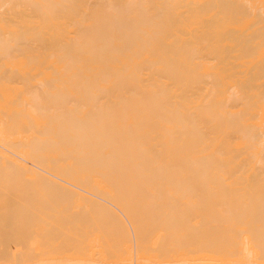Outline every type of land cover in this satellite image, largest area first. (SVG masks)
<instances>
[{
    "label": "bare ground",
    "instance_id": "6f19581e",
    "mask_svg": "<svg viewBox=\"0 0 264 264\" xmlns=\"http://www.w3.org/2000/svg\"><path fill=\"white\" fill-rule=\"evenodd\" d=\"M139 177H259L235 183L264 186V0H0V264H264V253L256 256L248 244L237 260L226 262L227 253L224 260L218 256L219 263L211 255L161 262L164 253L157 246L159 262L146 244L139 251L118 242L116 213L64 216L60 202L54 207L55 202L46 203L52 195L43 196L52 187L70 194L76 190L89 194L92 205L102 201L117 209L82 183L106 191L110 184L122 189L228 184L227 179H133ZM10 186L25 189H6ZM29 186L32 191L41 187L39 200L32 201ZM28 192L32 202L22 196ZM260 214L264 220V211ZM259 229L255 240L264 238ZM110 234L118 243L97 244Z\"/></svg>",
    "mask_w": 264,
    "mask_h": 264
},
{
    "label": "rangeland",
    "instance_id": "374dc122",
    "mask_svg": "<svg viewBox=\"0 0 264 264\" xmlns=\"http://www.w3.org/2000/svg\"><path fill=\"white\" fill-rule=\"evenodd\" d=\"M90 178V177H89ZM88 177L86 178H84V177H82V178H80V180L82 181V179H83V181L84 180H87V181H90L92 178H90L89 179ZM177 178V177H176ZM190 178V179H189ZM212 178V179H211ZM221 178H224V179H221ZM230 178V179H229ZM247 178V179H246ZM257 178V179H256ZM258 178L259 177H194V178H192V177H187V178H185V177H179V178H177V179H175V178H173V177H169V178H167L166 177V179L165 178H144V177H139V178H133L134 180H146V179H148V180H154V181H157V182H168L169 181V179H170V181H172V180H189V181H200V180H208V181H220V180H225V179H227V183L228 184H223V186H220V184H214V185H212L213 187H205V186H203V187H201V185H199V184H197V183H192L191 184V187H186V188H183L182 186H170V185H168V186H164V188H163V185H165V184H163V183H160V184H158V185H156V184H154V186H152V188L150 187L149 189H148V187L147 188H143V184H141L140 186H136L135 187V189H133L134 187H133V185H131V187L130 186H128V188H124V186H123V189H122V186L121 185H119V184H108L109 186H107L106 185V189H107V191L105 190V186H104V188H103V186H101V187H99V190H100V192H99V190H97L98 188L96 187V186H93L94 188H95V190H93L94 188L92 187V183H91V186H90V184H89V182H88V184H87V186H86V184L85 183H82V185L83 186H81V187H84V188H86V191L88 190V192H93V194H94V192L96 193V194H94V195H97V194H99V193H101L100 195H99V197H101V199H104V200H106V202H109V203H111V204H113L115 207H118L117 209L116 208H114L113 209V207H110V205H106V203H103L102 201H98L97 203H98V206H97V203L95 204L97 207H99L98 209H96V206L93 204H90L91 202H92V197L88 194L87 195V193H83V192H81V191H79V192H76V190H75V193H72L71 192V194L69 193V192H67V191H65V190H59V188H58V190H57V188H56V190H55V188L54 187H52V190L51 191H48L49 189L47 188L46 190H47V192L46 193H48V194H44L43 193V196L45 197V199H48V197H50V196H48L49 194L50 195H52L51 197H50V200H47V202L46 203H48L49 201L54 205V202H55V205H54V207L55 206H57L56 205V203H58L59 204V202H60V204L58 205V206H60V207H63V208H61L60 209V207L58 208V210L60 209V210H62L61 212L62 213H64L65 215L64 216H66L67 214H69L70 212H73V213H70V214H72V215H78V216H83L84 214H87V216H89V215H94V214H97L98 213V215L97 216H101V215H103V216H105V215H109V213H108V211L110 212H112V214L111 215H113V214H115L116 213V215H114V216H116L117 217V222H115V220H114V222L116 223V224H120V225H118V228L119 229H121V231H120V235L118 236L119 237V241H118V238H117V236L116 235H114V234H112V236H111V234H110V237H109V235H108V237H105L104 236V239H106L105 241H103L104 239L102 238L101 240H99V241H97V244L99 243V245H101V243H102V245H104V247H108L109 245L110 246H112V245H114V244H116V242L118 241V242H120L121 244H123L124 243V245L126 246V247H132L131 249H134V248H138V246L140 247L139 248V251L141 250V249H144L143 247L145 246V244H146V248H145V250H146V252H148V251H150V250H152V252L150 251V252H148V254L149 253H151L150 255H152L153 253H155L156 254V252H158L159 250V253H160V255H162L163 253V257H161L160 258V255H158L157 256V254L155 255V254H153V257H157V261H159V258H160V261L161 262H165V261H167L168 259H170V261H168V262H173L174 261V259H175V261L177 262L178 260H179V258H180V260H179V262H183L182 260H189L190 258V260H192L193 261V259L195 258L196 260H194V261H198V260H202V259H204V258H207V255H211V257H210V259H212V261L213 262H215V263H219V261L218 260H220L219 259V257H221V260L223 259V256H224V258L225 257H227V253H229V255H228V257H227V260H225L226 262H233V260H237L238 258H239V256H240V254H239V250H241L242 248H243V246H244V244H248L251 248H252V250H253V252L254 253H256L257 255L256 256H258V257H261V255H262V253H264V251L262 250L261 251V249L263 248V247H261V246H264L263 245V243H264V238H263V236H264V234H262V236L260 237V235H258L260 238H263V239H259L258 237V240H257V238H256V240H255V237L257 236L255 233H257L256 231H258L257 229H259L258 227H260V229L263 227V226H261L262 225V223L264 222V220H262V219H260V218H258V215H259V217H260V211H261V213L264 211V208H262V206H263V203H264V186H258L256 183H254V184H245L244 186H243V183L242 184H239V183H235V181H237V182H239V181H242V180H250V181H254V180H258ZM262 177H260V179H261ZM8 180H17V179H20V178H7ZM22 179H26V178H22ZM27 179H32V178H27ZM33 179H35V178H33ZM32 179V180H33ZM73 179H76V178H73ZM89 179V180H88ZM102 180V179H104V180H107V178H93L92 180ZM110 179H117V178H110ZM118 179H120V178H118ZM117 179V180H118ZM121 179H125V178H121ZM163 179H165V181L163 180ZM196 179V180H195ZM77 180H79V178H77ZM109 180V179H108ZM167 180V181H166ZM230 180V181H229ZM232 181H234V182H232ZM230 183V184H229ZM162 184V185H161ZM234 184V185H233ZM255 184H256V186H255ZM95 185V184H94ZM159 185H161V186H159ZM194 185V186H193ZM199 185V186H198ZM254 185V186H253ZM117 187L118 189H116L115 187ZM127 186V185H126ZM142 186V187H141ZM15 186H10V188L8 187V188H6V189H15V190H20V188H21V190H24L25 189V187H24V189H22L23 187H21L20 186V188H18V187H15ZM107 187H110V189L109 188H107ZM114 187V188H113ZM133 187V188H132ZM140 188V191H139V188ZM182 188V190H181V188ZM200 187V188H199ZM215 187H216V189H215ZM230 187V188H229ZM239 187V188H238ZM29 188H30V186H29ZM32 188V187H31ZM30 188V189H31ZM39 188V187H38ZM41 188V187H40ZM39 188V189H40ZM43 188V187H42ZM90 188L93 190H90ZM101 188V189H100ZM102 188L104 189L103 190V192H102ZM132 188V190H130ZM138 188V189H137ZM193 188V189H192ZM249 188V189H248ZM251 188H252V190H251ZM0 189H3V188H0ZM11 189V190H12ZM34 186H33V191H32V189H31V191H32V194H31V197L33 198L34 196H33V194L35 195V197L33 198V202L35 201V199L37 200L38 199V195H41L42 193L40 192V190L38 189H36L35 191H34ZM54 189V190H53ZM112 189V190H111ZM121 189H122V191H121ZM127 189H129V190H127ZM219 189H221V190H219ZM223 189V190H222ZM254 189V190H253ZM263 189V190H262ZM41 190H43V189H41ZM44 190H45V188H44ZM45 190V191H46ZM73 190V189H72ZM119 190V191H118ZM135 190V191H134ZM144 190V191H143ZM180 190V191H179ZM250 190V191H249ZM256 190V191H255ZM30 191V192H31ZM57 191V192H56ZM106 191V194L104 193ZM109 191H111L110 192V194H109ZM126 191L128 192V193H126ZM133 191V192H132ZM52 192V193H51ZM54 192H55V194H54ZM67 192V193H66ZM114 192V193H113ZM129 192H131V194H129ZM151 192H153V193H151ZM158 192V193H157ZM232 192H234V193H232ZM258 192V193H257ZM263 192V194H261ZM79 193V195H82L83 194V196H85V197H87V198H89V199H87V198H80V196L79 195H77ZM82 193V194H81ZM119 193V194H118ZM123 193H126V194H124V196H123ZM176 193V194H175ZM231 193V194H230ZM260 193V194H259ZM29 194V192H28V194H26V195H22V196H27V198H28V196L30 195ZM70 194V195H69ZM85 194V195H84ZM104 194V195H103ZM116 194H117V196H116ZM130 196H129V195ZM145 194V195H144ZM148 194V195H147ZM227 194V195H226ZM232 194H233V197H232ZM6 195V194H5ZM37 195V196H36ZM59 195H61V197L62 198H60V196ZM65 195H67V196H64ZM69 195V196H68ZM74 195H77V196H74ZM87 195V196H86ZM106 195H108V196H106ZM119 195V196H118ZM133 195H136V196H133ZM139 195H140V197H139ZM142 195V196H141ZM229 195V196H228ZM260 195V196H259ZM79 196V197H78ZM82 196V197H83ZM88 196H90V197H88ZM98 196V195H97ZM104 196V197H103ZM109 196H110V198H111V201H110V198H109ZM123 197V199H122V197ZM127 196V197H126ZM128 196H129V198H128ZM146 197L145 198V200H144V197ZM248 196V197H247ZM23 197V199L24 200H26L25 198ZM30 196H29V199H30V201H31V198ZM64 197V198H63ZM71 197V198H70ZM74 197H75V199H74ZM117 197V198H116ZM119 197H120V199H119ZM261 197V198H260ZM67 198V199H66ZM78 198V199H77ZM133 200L134 198V202L135 203H133V201H131L130 202V204L131 203H133V205L131 204V206L129 207V201L131 200V199ZM138 199V201H137V199ZM174 198V199H173ZM252 198V199H251ZM22 199V198H21ZM44 199V200H45ZM61 199V200H60ZM69 199V200H68ZM91 199V200H90ZM115 201H114V200ZM117 199H119V200H117ZM125 199V200H124ZM129 199V200H128ZM28 200V199H27ZM39 200V199H38ZM64 200V201H63ZM71 200H73V201H71ZM82 200V201H81ZM87 203V205H86V203H84V201ZM88 200H90V202L88 201ZM241 200V201H240ZM247 200H248V202H247ZM249 200H250V202H249ZM29 201V200H28ZM31 201V202H32ZM46 201V200H45ZM44 201V202H45ZM61 201H63V202H61ZM77 201V202H76ZM93 201H95L96 202V199L95 198H93ZM126 201H128L127 203H126ZM137 201V202H136ZM159 201V202H158ZM161 201V202H160ZM168 201V202H167ZM263 201V202H262ZM30 202V203H31ZM50 202L48 203V204H50ZM76 202V203H75ZM82 202H83V205H81L82 204ZM125 202V203H124ZM214 202V203H213ZM244 202V203H243ZM67 203V204H66ZM79 203V204H78ZM100 203V204H99ZM102 203H103V205H102ZM121 203V204H120ZM123 203H124V206H123ZM168 203V204H167ZM256 203V204H255ZM42 204H43V202H42ZM52 204L51 205H49L50 207L52 206ZM89 204V205H88ZM135 204V205H134ZM139 204H141V205H139ZM144 204V205H143ZM161 204H162V206H161ZM188 204V205H187ZM238 204V205H237ZM245 204V205H244ZM248 204V205H247ZM45 206H46V204H44ZM64 205H66V206H64ZM101 207H100V206ZM121 205V206H120ZM136 205H137V207H136ZM138 205H139V208H138ZM149 205H151V206H149ZM155 205V207H153ZM157 205H158V207H157ZM165 205V206H164ZM187 205V206H186ZM191 205V206H190ZM252 205V206H251ZM254 205V206H253ZM260 205V206H259ZM57 206V207H58ZM77 208H76V207ZM95 206V207H94ZM144 206H146L147 208H145L144 209ZM171 206H172V209L174 208V210L172 211V209H171ZM178 206V207H177ZM248 206V207H247ZM256 206H257V208H256ZM71 207V208H70ZM79 207H81L82 209H83V211H81L82 209H80ZM128 207V208H127ZM135 209H134V208ZM152 207L153 208H155V209H152ZM213 207V208H212ZM244 208V209H242V208ZM251 207H252V209L254 210H252L251 209ZM261 208V209H263V211L261 210V209H259V208ZM264 207V206H263ZM85 208V209H84ZM88 208V209H87ZM91 208H93V209H91ZM108 208V209H107ZM111 208V209H110ZM123 208V209H122ZM125 208V209H124ZM156 208H158V210H156ZM162 209V210H160V209ZM167 208V209H166ZM205 208V209H204ZM207 208V209H206ZM227 208V209H226ZM65 209V210H64ZM78 211H77V210ZM96 209V210H95ZM107 210V211H105V210ZM110 209V210H109ZM116 209V210H115ZM122 209V210H121ZM130 209H131V212H130ZM132 209H133V211L134 212H132ZM143 211H142V210ZM147 209V210H146ZM231 209V210H230ZM241 209H242V211H241ZM57 210V208H56V211L58 212V213H61L60 212V210L58 211ZM72 210V211H71ZM93 210V211H92ZM104 210V211H103ZM115 210V211H114ZM120 210V211H119ZM128 210H129V212H128ZM137 210L139 211L138 213H137ZM151 210H153V211H151ZM159 211V212H156V211ZM164 210V211H163ZM186 210V211H185ZM203 210V211H202ZM208 210V211H207ZM245 210L247 211V212H245ZM258 210V211H257ZM260 210V211H259ZM55 211V210H54ZM84 211L86 212V213H84ZM88 211V212H87ZM90 211V212H89ZM97 211V212H96ZM120 212V213H118V212ZM122 211V212H121ZM145 211H147L148 213H146L145 214ZM151 211V212H150ZM169 211V212H168ZM170 211L172 212V213H174V214H172V213H170ZM230 211V212H229ZM250 211V212H249ZM53 212V211H52ZM52 212H50V213H52ZM78 212H83V214L82 213H78ZM93 212V213H92ZM94 212H96V213H94ZM99 212H102L103 214H100ZM104 212H106V213H104ZM110 212V213H111ZM114 212V213H113ZM127 212V213H126ZM140 212H142L140 215H142L143 216V218H144V220H143V218H141L142 216H139L138 217V215H139V213ZM153 212L155 213V214H153ZM163 212V213H162ZM177 212H180V213H182V212H184V213H182V214H180V213H177ZM228 212H229V216L227 217V215H228ZM234 212H237V213H234ZM239 212H241L240 214H239ZM249 212V213H248ZM253 212H256V214L255 213H253ZM259 212V213H258ZM56 212H54V214H55ZM62 213H61V215H62ZM131 213V214H130ZM134 213V214H133ZM149 213L152 215H150L149 216ZM158 213V214H157ZM161 213V214H160ZM168 213H169V215H168ZM177 213V214H176ZM231 213V214H230ZM246 213L247 214H249V215H246ZM250 213H253V214H250ZM100 214V215H99ZM123 214H124V216H123ZM126 214V215H125ZM128 214V215H127ZM136 214H137V216H136ZM143 214H145V215H143ZM156 214H157V218H159L161 221L162 220H164V221H157L156 219ZM161 216H160V215ZM163 214H164V216H163ZM208 214V215H207ZM236 215V217L237 216H240L239 217V219H238V217H237V221H234L235 220V215ZM243 214H245L246 216H244ZM72 215H68V216H72ZM111 215H109V216H111ZM118 215H119V217H118ZM154 215V216H153ZM168 215V216H167ZM172 215H173V218H172ZM177 215V216H176ZM181 215H183V216H181ZM186 215V216H185ZM224 215V216H223ZM243 215V216H242ZM250 215H252V216H250ZM63 216V215H62ZM108 216V217H109ZM129 216H130V219H129ZM144 216H146V217H144ZM149 216V217H148ZM159 216V217H158ZM175 216V217H174ZM226 216V217H225ZM230 216L232 217H234V220H233V218H232V220L234 221H232L231 220V222L229 221L231 218H230ZM249 216V217H248ZM264 216V214H262V216H261V218ZM108 217H106L107 219H111L110 217L108 218ZM135 217V218H134ZM151 217V221L150 220H148L147 221V219H149ZM178 217H180V218H178ZM184 217V218H183ZM219 217H220V219H219ZM243 219H242V218ZM244 217H245V220H246V217H248V219H250L251 217V221H248V220H244ZM256 217V218H255ZM113 218L114 217H112V223H113ZM120 218H121V220H120ZM135 219L134 221L132 220V219ZM138 218V219H137ZM153 218V219H152ZM169 218V219H168ZM171 218L172 219H174V220H172L171 221ZM183 218V219H182ZM229 218V220H227ZM65 219V218H64ZM63 219V221H66V220H64ZM85 219V218H84ZM103 219V220H102ZM141 219V220H140ZM167 219V220H166ZM175 219L177 220V221H175ZM226 219V220H225ZM240 219H241V221H240ZM256 219V220H255ZM261 221H260V220ZM263 219H264V217H263ZM86 221H88V219H85ZM101 222H107L106 221V219L104 220V218H102L101 217ZM127 220H128V222H127ZM136 220H137V222H136ZM143 220V221H142ZM153 220L154 221H156V222H153ZM166 220V221H165ZM168 220H169V222H168ZM203 220H205V221H203ZM244 220V221H243ZM254 220V221H253ZM258 220V221H257ZM119 221H123L122 223H120ZM130 221V222H129ZM139 221V222H138ZM146 221V222H145ZM183 222V225H182V223H178V222ZM207 221V222H206ZM227 221V222H226ZM239 221V223L241 222L243 225H245V226H242V224L239 226V223L237 224L236 222H238ZM248 221V222H247ZM260 221V225L258 224V222ZM109 222V221H108ZM133 222H135V223H133ZM147 223L146 225H144V223ZM150 222H152V223H150ZM161 222V224H159ZM165 222H167V223H170V224H167V223H165ZM175 224H174V223ZM186 222V223H185ZM187 222H188V224H187ZM189 222H190V224H189ZM200 222V223H199ZM225 222V223H224ZM233 222V223H232ZM248 224H247V223ZM251 222H253L254 224H256L257 226V229L256 228H254L253 227V225L254 224H252ZM262 222V223H261ZM124 223V224H123ZM138 223H139V225H138ZM143 223V224H142ZM149 223H150V225H149ZM156 223H158V224H156ZM164 223V224H163ZM229 224V226L230 225H233V227H231L230 228V230H229V226H228V224ZM235 223H236V225H235ZM136 226H134V225ZM122 225V226H121ZM124 225H125V227H124ZM140 225H142V226H140ZM155 225V226H154ZM161 225H163V226H161ZM166 225V227H164ZM176 225V226H175ZM178 225H179V227H178ZM182 225V226H181ZM190 227H192V228H190ZM198 225H200V227H198ZM216 225V226H215ZM235 225V226H234ZM259 225V226H258ZM117 226V225H116ZM151 226H153V227H151ZM158 226V227H157ZM161 226V227H160ZM171 226V227H170ZM185 226H187V227H185ZM202 226V227H201ZM247 226L249 227V228H247ZM122 227H124V228H122ZM130 229H129V228ZM132 227V228H131ZM138 227V228H137ZM140 227V228H139ZM145 227H151L150 229L149 228H145ZM154 227H156V229H157V231L155 230V228ZM166 229L167 227H168V229L166 230V232H169L171 229V232H169V233H166L165 232V229ZM170 227V228H169ZM175 228V230H174V228ZM216 227V228H215ZM135 228H137L136 229V231H134L135 230ZM176 228H177V230H176ZM179 228V229H178ZM195 228H196V230H195ZM213 228V229H212ZM218 228V229H217ZM224 228V229H223ZM241 228H242V232H241ZM264 228V227H263ZM132 229H134V230H132ZM142 229H147L146 231H144V230H142ZM151 229H152V231H153V233H152V231H151ZM154 229V230H153ZM164 229V230H163ZM212 229V230H211ZM233 229H234V232H233ZM246 229H249L248 230V232H247V230ZM254 229H256V231L254 230ZM260 229H259V232H260ZM126 230V231H125ZM128 230V231H127ZM139 230H142V231H139ZM169 230V231H168ZM188 230V232H185V231H187ZM199 231L200 233H198V231L197 232H195V231ZM220 230V231H219ZM229 230V231H228ZM264 229H262V231H263ZM146 232L145 233V235L143 234V233H141V232ZM150 231V232H149ZM154 231H156V232H154ZM173 231V232H172ZM192 231V232H191ZM194 231V232H193ZM211 231V232H210ZM226 231H228V232H226ZM236 231V232H235ZM251 233H250V232ZM255 231V232H254ZM262 231L260 232V233H262ZM122 232V233H121ZM134 232V233H133ZM138 232V233H137ZM149 232V233H148ZM229 232H230V234H229ZM232 232L233 233H235L236 235H239L240 234V236H238V238L240 239H238L237 237H236V235L234 236V235H232ZM238 232H239V234H238ZM245 232V233H244ZM264 232V231H263ZM151 233V234H150ZM155 233V235H152V234H154ZM181 233V234H180ZM208 233V234H207ZM226 233V234H225ZM227 233H228V236H229V238H227L226 236H227ZM242 233V234H241ZM119 234V233H118ZM140 234V235H139ZM172 234V235H171ZM212 234V235H211ZM225 234V235H224ZM249 234H253V238L251 239V235H249ZM123 235V236H122ZM129 235V236H128ZM132 235H135V236H139L138 238H136L135 236H132ZM142 235H144V236H142ZM148 235V236H147ZM150 235V236H149ZM161 235V236H160ZM164 235V236H163ZM165 235H166V237H165ZM168 235V236H167ZM178 235V236H177ZM184 235V236H183ZM185 235L187 236V237H185ZM189 235V236H188ZM200 235V236H199ZM223 235V237H221ZM114 236V238L112 239L113 240V242H111L112 240H111V238ZM116 236V237H115ZM175 236V237H174ZM212 236H213V238H212ZM215 236H216V238H215ZM230 236L233 238V241H232V239L230 238ZM242 236H243V238H242ZM122 237V238H121ZM135 237V238H134ZM145 237V238H144ZM146 237H147V239H146ZM199 237H200V239H199ZM109 238V239H108ZM117 238V241L115 240L114 241V239H116ZM132 238V239H131ZM134 238V239H133ZM140 238H142L141 240H140ZM143 238L145 239V240H143ZM156 239V240H154V239ZM161 238V239H160ZM163 238V239H162ZM170 238V239H169ZM185 238V239H184ZM220 238V239H219ZM236 238V239H235ZM242 238V239H241ZM247 240H246V239ZM126 239V240H125ZM135 239H137V241H135ZM150 239H151V241H150ZM226 239V240H225ZM231 239V243H228V242H230L229 240ZM234 239H235V241H234ZM110 240V242H108ZM222 240V241H221ZM228 240V241H227ZM243 240V241H242ZM130 241V242H129ZM140 241V242H139ZM145 241V242H144ZM146 241H148V242H146ZM210 241V242H209ZM224 241V242H223ZM226 241H227V246L225 247V245H226ZM244 241H246V242H244ZM248 241H250V242H252V243H250V242H248ZM256 241V242H255ZM94 242V241H93ZM117 242V243H118ZM126 242V243H125ZM128 242V243H127ZM163 242V243H162ZM166 242V243H165ZM171 242V243H170ZM88 244H90V242H87ZM86 243V244H87ZM92 243V242H91ZM95 243H96V241H95ZM106 245H108V246H106ZM140 243V244H139ZM151 243V244H150ZM154 243V244H153ZM208 243V244H207ZM210 243H212V244H210ZM225 243V244H224ZM235 243V244H234ZM239 243V244H238ZM255 243V244H254ZM262 243V245H260V244ZM94 244V243H93ZM92 244V245H93ZM129 244V245H128ZM155 244H156V249L154 248L155 247ZM158 244V245H157ZM160 244V245H159ZM166 246H164V245ZM228 244H231V245H228ZM101 245V246H102ZM136 245H137V247H136ZM142 245V246H141ZM149 247H148V246ZM151 245H153V246H151ZM170 245V246H169ZM171 245H173V246H171ZM213 245H214V247H213ZM218 246V248H217V246ZM259 245V246H258ZM157 246L158 247H160V249L159 248H157ZM197 248H196V247ZM209 246V247H208ZM224 246V247H223ZM228 246L230 247V248H228ZM255 246H258L257 248H255ZM173 247V248H172ZM203 247V248H202ZM206 247H208L207 248V250L209 251H207L206 250ZM213 247V248H212ZM259 247H261V249L259 248ZM164 248H165V250H164ZM188 248V249H187ZM210 248V249H209ZM221 248V249H220ZM149 249V250H148ZM154 249H155V252H153L154 251ZM159 249V250H158ZM163 249V250H162ZM167 249V250H166ZM173 249V250H172ZM199 251H198V250ZM229 249H231V250H229ZM257 249V250H256ZM259 249V250H258ZM264 249V248H263ZM138 250V249H137ZM144 250V251H145ZM157 250V251H156ZM219 250V251H218ZM222 250H225L224 252H221ZM134 251V250H133ZM162 251V252H161ZM214 251V252H213ZM237 251V252H236ZM142 252H143V250H142ZM146 252H144V253H146ZM232 252V254H230ZM235 252V254L238 256V254H239V256L237 257L235 254H233ZM262 252V253H261ZM178 255H177V254ZM192 255H191V254ZM201 253V254H200ZM207 253H209V254H207ZM221 253V254H220ZM261 253V254H260ZM140 254H142L141 252H140ZM148 254L146 253L145 255L146 256H148ZM168 254V255H167ZM170 254V255H169ZM199 254V255H198ZM204 254H206V257H203L202 255H204ZM226 254V255H225ZM259 254V255H258ZM183 256V258H182V256ZM189 256V257H187L186 258V256ZM221 255V256H220ZM234 255V256H233ZM264 255V254H263ZM262 255V256H263ZM178 256H179V258H178ZM193 256V257H192ZM197 256L199 257L198 259H197ZM205 256V255H204ZM208 256V257H209ZM217 257V260H216V258L215 257ZM219 256V257H218ZM231 256V257H230ZM171 257V258H170ZM174 257V259H172ZM176 257V258H175ZM233 257V258H232ZM167 258V259H166ZM201 258V259H200ZM229 258H232L233 260L232 261H228V259ZM263 258V259H262ZM262 258H260L261 260H260V262L261 261H263L264 260V257H262ZM162 259V260H161ZM182 259V260H181ZM215 259V260H214ZM221 260H220V262H221ZM224 260V259H223ZM257 260V259H256ZM159 261V262H160ZM184 262H187V261H184ZM223 262V261H222ZM235 262V261H234ZM258 262H259V259H258ZM263 263H264V261H263Z\"/></svg>",
    "mask_w": 264,
    "mask_h": 264
}]
</instances>
